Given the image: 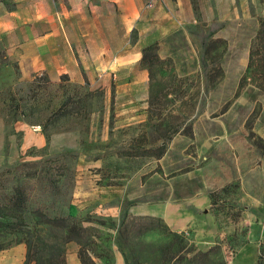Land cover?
<instances>
[{"label": "rangeland", "instance_id": "rangeland-1", "mask_svg": "<svg viewBox=\"0 0 264 264\" xmlns=\"http://www.w3.org/2000/svg\"><path fill=\"white\" fill-rule=\"evenodd\" d=\"M191 2L193 15H185L188 21L162 41L163 54L156 46L159 58L171 62L161 70L171 67L180 78L176 95L158 106L167 114L164 122L178 129L162 142L157 105L154 115L149 112V75L140 57L135 61L127 54L130 60L123 63L116 54L109 56L111 63L122 62L120 68L81 71L79 81L44 72L23 78L0 34V206L21 187L27 198L23 229L49 236L44 216L68 217L81 227L78 242L65 246L66 260L79 261L80 244L97 264L146 258L150 246L168 240L162 231L167 223L159 216L133 215L129 208L147 206L148 212L165 214L166 203L191 200L199 215L214 218L215 242L226 264H264V92L250 85L236 91L258 19L264 17V0ZM88 17L98 29L95 41H101L106 20ZM126 27L130 50L138 31ZM97 51L86 48L94 62L104 61ZM161 75L154 95L170 85ZM163 142L165 152L155 159L152 149ZM124 224L129 232L119 236ZM177 235L176 241L183 238L196 249L191 226ZM14 237H0V244L8 245L0 258L25 246ZM251 245L257 252L247 258Z\"/></svg>", "mask_w": 264, "mask_h": 264}, {"label": "crops", "instance_id": "crops-1", "mask_svg": "<svg viewBox=\"0 0 264 264\" xmlns=\"http://www.w3.org/2000/svg\"><path fill=\"white\" fill-rule=\"evenodd\" d=\"M7 1L0 3V34L5 41L7 57L17 64L23 78L44 72L53 77L68 75L79 81L81 71L118 69L122 62L111 63L109 56L115 58L116 54L125 63L130 60L127 54L135 55L136 61L137 57L141 58V49L153 43L159 47L157 53L163 54L162 41L188 21L185 15L189 18L193 15L191 0H101L99 5H95L94 0H10L13 2L11 8L7 7ZM150 2L152 5H147ZM171 8H175L174 11ZM88 16L106 20L107 28L102 31L107 34L101 41H95L99 37H95L93 31L98 29ZM126 23L130 31H138L130 50L126 49ZM80 30L83 34L76 37L75 32ZM87 47H97V57L105 56L104 61L94 62L92 55L86 52ZM205 201L203 199L202 205ZM198 208L191 200L182 205H174L171 201L166 203L165 214L148 212L147 206L131 207L129 213L159 216L171 231L181 232L191 226L196 249L204 251L215 243L218 230L212 215H199ZM250 247L247 258L257 252L256 245ZM16 249L24 256L25 246L18 245L5 252L0 264H22L24 257L14 256ZM66 261L67 264H80L74 258Z\"/></svg>", "mask_w": 264, "mask_h": 264}, {"label": "trees", "instance_id": "trees-1", "mask_svg": "<svg viewBox=\"0 0 264 264\" xmlns=\"http://www.w3.org/2000/svg\"><path fill=\"white\" fill-rule=\"evenodd\" d=\"M156 48L155 43L143 47L141 49L140 64L148 71L150 91L149 112L151 115H154V106L157 105L158 112L155 114L157 116L155 119L158 123L156 127L160 132L161 137L159 138H161L160 142H162L171 139L178 129L177 126L164 122L163 117L167 114L163 116L159 113L158 106L162 105L163 107L165 103L171 100V98H168L169 96L176 95L180 89V78L176 76L171 67L161 70L163 66L166 67V64H170L171 62L169 59H160L156 53ZM159 73L162 74L161 76H165L166 80L168 79L170 85H166L165 83L163 91H159L154 95V85ZM175 80H178V82L175 83ZM248 85L264 92V17L258 19L257 30L250 41L247 63L239 79L237 93ZM162 126L163 128L160 129ZM186 135L190 138L192 137L190 128L186 130ZM144 143L138 144L137 147H143ZM165 148L166 142L159 143L152 149L154 153L153 157L160 159L165 152ZM26 200L24 190L21 187H15L8 203L0 206V237L8 235L14 237L17 235L13 238L14 242H23L25 244V257L22 264H67L65 246L71 241L78 242L77 239L81 236L83 230L75 223L69 222L68 217L46 218L44 215L42 224L46 226L49 236L45 237L39 229H35L32 232L23 229L22 227L25 224L22 212L25 209ZM151 220L157 223L160 222L158 218H152ZM162 231L169 237L167 238L168 240L157 247L150 246V249L145 252L146 258H124L125 264H226V259L221 252L220 243L217 241L205 251L196 250L192 243L185 242L183 238L176 241V237L179 236L177 235L178 232L170 231L166 226L162 228ZM128 232L129 228L124 224L119 232V236L127 235ZM7 246L0 244V250ZM77 254L80 264H97L95 259L88 254L81 244ZM151 254H157L158 258H149Z\"/></svg>", "mask_w": 264, "mask_h": 264}]
</instances>
